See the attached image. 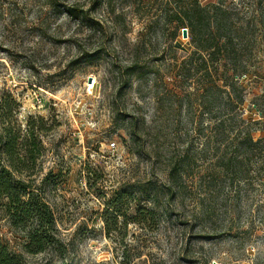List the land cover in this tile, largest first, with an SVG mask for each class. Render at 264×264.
I'll use <instances>...</instances> for the list:
<instances>
[{
	"label": "rangeland",
	"instance_id": "374dc122",
	"mask_svg": "<svg viewBox=\"0 0 264 264\" xmlns=\"http://www.w3.org/2000/svg\"><path fill=\"white\" fill-rule=\"evenodd\" d=\"M7 123L52 174L60 246L0 200L25 264H264V0H0Z\"/></svg>",
	"mask_w": 264,
	"mask_h": 264
},
{
	"label": "trees",
	"instance_id": "16d2710c",
	"mask_svg": "<svg viewBox=\"0 0 264 264\" xmlns=\"http://www.w3.org/2000/svg\"><path fill=\"white\" fill-rule=\"evenodd\" d=\"M44 128L46 127L41 125L36 131L34 127H31L28 130V136L37 142V133ZM20 139L21 133L15 132L10 123L2 127L0 132V200L3 202L1 205L8 213L12 225L26 231V251L42 253L49 247L60 244L56 237L55 211L45 197L47 191L45 186L52 174L49 173L40 184H36V178L33 177L37 173L39 152L36 154L35 151L27 148V137L21 141ZM247 140L249 149H253L261 142V140L255 141L251 134L247 136ZM21 151L25 153L22 154ZM186 157L188 156L184 158ZM233 160L234 158L230 157L228 163L233 164ZM180 170L181 167L175 163L172 176L179 174ZM24 174H26L25 177H23ZM0 264H25L22 255L12 251L1 238Z\"/></svg>",
	"mask_w": 264,
	"mask_h": 264
},
{
	"label": "water",
	"instance_id": "95a60500",
	"mask_svg": "<svg viewBox=\"0 0 264 264\" xmlns=\"http://www.w3.org/2000/svg\"><path fill=\"white\" fill-rule=\"evenodd\" d=\"M183 35H184V37H187L188 36V30L187 29H184L183 30ZM90 81H91V79H90Z\"/></svg>",
	"mask_w": 264,
	"mask_h": 264
},
{
	"label": "built area",
	"instance_id": "2783aa9c",
	"mask_svg": "<svg viewBox=\"0 0 264 264\" xmlns=\"http://www.w3.org/2000/svg\"><path fill=\"white\" fill-rule=\"evenodd\" d=\"M111 146L114 148L116 146V143H112Z\"/></svg>",
	"mask_w": 264,
	"mask_h": 264
},
{
	"label": "bare ground",
	"instance_id": "6f19581e",
	"mask_svg": "<svg viewBox=\"0 0 264 264\" xmlns=\"http://www.w3.org/2000/svg\"><path fill=\"white\" fill-rule=\"evenodd\" d=\"M89 85L92 87L93 84H89Z\"/></svg>",
	"mask_w": 264,
	"mask_h": 264
}]
</instances>
